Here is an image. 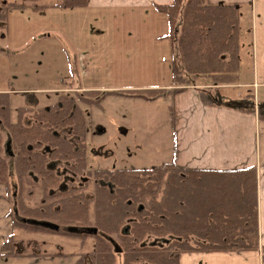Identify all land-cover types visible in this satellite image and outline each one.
<instances>
[{
	"label": "trees",
	"instance_id": "1",
	"mask_svg": "<svg viewBox=\"0 0 264 264\" xmlns=\"http://www.w3.org/2000/svg\"><path fill=\"white\" fill-rule=\"evenodd\" d=\"M29 1V5L2 2L0 26L6 24L9 11L25 9L33 3ZM85 6L86 0H61L52 7ZM43 7L34 5L31 11ZM154 8L165 17L164 37L169 38L179 25L176 46L181 66L170 64L169 86L173 89L168 90L177 93L191 85L189 78L205 76L211 85L196 88L202 103L255 111L264 120V102H254L249 91L238 99L219 96L218 85L237 80V5L172 0ZM5 53L12 54L8 49ZM64 58L69 63L72 55L64 50ZM74 67L69 64L71 75ZM85 92L59 93L53 104L35 109L17 108L13 118L9 92H0V120L8 130L7 149L13 162L10 174L0 133V185L11 202L13 230L91 237L90 249L80 253L75 264H115L118 257L120 264H178L182 252L229 250H258L264 264V245L258 242L254 167L191 169L167 163L90 170L86 126L79 104L98 107L104 95L99 96L96 89ZM135 95L142 96H121ZM57 168L69 171L71 176L62 177ZM36 190L41 195L39 203L27 205L26 199ZM20 218L51 221L59 228L52 231L21 222ZM86 227L96 232L74 231ZM24 248L25 243L13 234L4 237L0 264L41 255Z\"/></svg>",
	"mask_w": 264,
	"mask_h": 264
},
{
	"label": "rangeland",
	"instance_id": "2",
	"mask_svg": "<svg viewBox=\"0 0 264 264\" xmlns=\"http://www.w3.org/2000/svg\"><path fill=\"white\" fill-rule=\"evenodd\" d=\"M4 1L30 4L29 0H0V4ZM60 1L33 0L31 6L23 10L9 11L6 24L0 26V92H9L11 117L16 108L53 104L59 93L76 95L96 89L99 96L104 95L98 107L79 104L86 126V147L91 149L87 156L89 167L110 168L115 164L124 168H148L167 164L166 161L172 158V114L169 100L160 95L173 89L169 86L170 64L181 66L176 46L178 23L169 37L171 49L169 45L163 51L165 56L171 55L170 61L156 60L162 54L160 44L151 46V50H144L148 47V44L142 43L144 36L124 34L126 31L123 29H137L141 33V17L101 21L100 26L108 30L102 36L93 37V44L88 43L94 47L95 55L91 58L89 46L81 50L83 43L80 41V46L75 47V26L86 22L82 19L81 10L52 7ZM34 5L44 7L39 11H31ZM50 28H58L63 34L71 35L63 36L51 31L48 37L45 29ZM122 44L124 50L112 51L121 48ZM7 49L12 54L5 53ZM64 50L72 55L71 63H66ZM142 55H147L148 59H141ZM69 64L75 66L74 75L69 73ZM189 82L196 88H202L210 80L205 76H197L189 78ZM218 87L233 90L231 93L244 90L232 88L234 86L230 84ZM127 93H140L142 96L119 97ZM0 133L4 147L2 155L7 162L8 173L12 174V157L8 155V146L5 148L9 134L1 120ZM59 171L62 177L71 176L69 171L62 168ZM40 196L39 190H36L32 197L26 199V204L34 206L39 203ZM15 237L25 243L27 252L39 251L41 254L30 256L29 260L22 257L24 259L20 264H42L36 262L43 258L46 259L43 260L46 261L44 264L66 263L72 256L86 252L91 247L89 236L81 239L55 232L18 230ZM9 263L13 264L12 259ZM120 263L121 258H116L115 264Z\"/></svg>",
	"mask_w": 264,
	"mask_h": 264
},
{
	"label": "crops",
	"instance_id": "3",
	"mask_svg": "<svg viewBox=\"0 0 264 264\" xmlns=\"http://www.w3.org/2000/svg\"><path fill=\"white\" fill-rule=\"evenodd\" d=\"M172 0H86V6L75 8L81 10L83 25L75 26L77 33L75 44L81 50L89 46V55H95L92 45L93 37L105 34L100 22L103 20L142 18V32L137 29H123L126 35H142L151 46H161L162 54L156 60L170 61L171 55H164L166 46L171 49L170 40L163 35L167 32L165 17L156 11L155 6H163ZM212 3L236 4L239 23V53L237 80L230 84L244 90L235 91L219 89V96L226 99H238L247 90L253 94V101L264 102V0H210ZM63 34L58 28L45 29ZM49 31V32H48ZM123 34V35H124ZM75 36V34H72ZM246 38H244V37ZM47 37V36H46ZM91 38V39H90ZM90 39V41H89ZM147 46V45H146ZM143 48V47H142ZM119 49V50H118ZM115 48L112 51H121ZM91 50V51H90ZM97 52V51H96ZM103 57V56H102ZM141 59H148L142 55ZM66 68L65 64L63 66ZM211 85V82L208 84ZM227 85V84H226ZM228 88V87H226ZM163 98L169 100L172 114V163L179 168L226 170L254 167L256 170V209L258 223V242L264 245V120L259 119L255 111L245 112L224 105H207L202 103L191 84L177 93L162 92ZM119 97H123L119 95ZM124 98V97H123ZM115 165V164H114ZM11 202L5 189L0 185V246L9 234L15 236L9 211ZM79 254L72 256L66 263L75 264ZM27 260L30 257H26ZM24 258H13V264H20ZM46 260L37 261L42 263ZM24 262V261H23ZM178 264H261L258 250L229 251H186L178 255ZM25 264V263H24Z\"/></svg>",
	"mask_w": 264,
	"mask_h": 264
},
{
	"label": "water",
	"instance_id": "4",
	"mask_svg": "<svg viewBox=\"0 0 264 264\" xmlns=\"http://www.w3.org/2000/svg\"><path fill=\"white\" fill-rule=\"evenodd\" d=\"M20 221L27 223V224H30V225H36V226H39L42 228H46V229H49L52 231H57L59 228V226L56 223H53L51 221H46V220L32 219V218H21ZM74 231L94 234L96 232V229L86 227V228H76ZM115 251H118V249H116Z\"/></svg>",
	"mask_w": 264,
	"mask_h": 264
},
{
	"label": "flooded vegetation",
	"instance_id": "5",
	"mask_svg": "<svg viewBox=\"0 0 264 264\" xmlns=\"http://www.w3.org/2000/svg\"><path fill=\"white\" fill-rule=\"evenodd\" d=\"M25 96V95H24ZM27 100V99H26ZM28 101V100H27ZM30 102L32 101V100H29ZM43 107V106H42ZM30 108H32V107H30ZM17 109V108H16ZM33 109H35V108H33ZM7 143H8V141H7ZM87 143V142H86ZM88 145V144H87ZM4 147H3V145H2V149H3ZM5 148H7V144H6V146H5ZM88 153H91V149H89L88 148ZM88 165V164H87ZM88 168L90 169V170H97V169H114V168H124V167H117L116 165H114V164H112L111 166H110V168H95V169H91L90 167H89V165H88ZM57 170H58V168H57ZM66 171V170H65ZM57 172H60L59 170L57 171ZM61 174V173H60ZM83 179V178H82ZM21 219V218H20ZM58 231V230H57Z\"/></svg>",
	"mask_w": 264,
	"mask_h": 264
}]
</instances>
